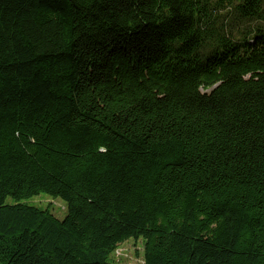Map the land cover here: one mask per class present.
Masks as SVG:
<instances>
[{"label":"trees","instance_id":"16d2710c","mask_svg":"<svg viewBox=\"0 0 264 264\" xmlns=\"http://www.w3.org/2000/svg\"><path fill=\"white\" fill-rule=\"evenodd\" d=\"M260 20L264 0H0V264H120L129 239L142 264H264Z\"/></svg>","mask_w":264,"mask_h":264},{"label":"rangeland","instance_id":"374dc122","mask_svg":"<svg viewBox=\"0 0 264 264\" xmlns=\"http://www.w3.org/2000/svg\"><path fill=\"white\" fill-rule=\"evenodd\" d=\"M227 11H229V9L220 11L217 17H223L227 14ZM249 26H260L264 29V20L252 23ZM242 27H244V25L240 24V28ZM240 31L241 30L236 28V26H231V32L233 33V36L235 38L239 36L238 32ZM27 203L38 206L40 208H48L51 213L59 219H62L66 215V206L64 201L59 198L53 199L52 197L44 193H40L39 195L34 196ZM142 250V240L139 239L135 241L133 239H129L118 245L117 248L111 253L110 258L113 262L120 264H142Z\"/></svg>","mask_w":264,"mask_h":264}]
</instances>
